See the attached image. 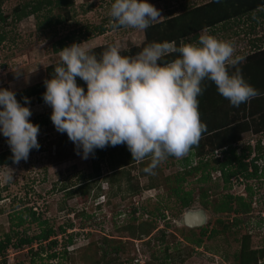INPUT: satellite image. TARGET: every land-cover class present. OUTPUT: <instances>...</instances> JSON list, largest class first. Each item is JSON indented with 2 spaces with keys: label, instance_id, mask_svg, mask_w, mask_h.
<instances>
[{
  "label": "rangeland",
  "instance_id": "374dc122",
  "mask_svg": "<svg viewBox=\"0 0 264 264\" xmlns=\"http://www.w3.org/2000/svg\"><path fill=\"white\" fill-rule=\"evenodd\" d=\"M40 1L43 2L42 10L37 15L19 19L25 5L34 0H0V14L6 19H0V88L18 94L45 81L48 68L60 62L57 48L61 47L59 42L62 40L69 46L85 42L92 51L102 49L101 52L118 43L121 55L126 56L138 51L147 39L146 30L113 28L109 12L114 0H68L70 4L61 7L56 5L58 0H52L51 4L47 0ZM209 1L148 0L161 10L162 17L153 25L165 21V31L171 37L175 36L168 20ZM58 20L61 23L55 22ZM238 20L232 18L225 30L220 24L207 29L208 33L218 39L233 41L236 49L245 48L255 57L256 49L248 48L243 33H235L240 23L233 21ZM258 30L264 31V26ZM198 39L181 37L173 41L178 47L181 40L197 43ZM263 44H260L262 50ZM256 55L261 57L262 53ZM260 64L264 68V62ZM262 89L264 93V85ZM31 100L28 107L33 114L29 119L40 127V148L32 149L27 161L0 165V238L9 233L13 236V232H26L31 238L39 235L43 227H52L56 237L51 240H57V244L52 247L50 241H39L22 249L11 247L7 264H97L91 256L101 260L105 251L111 252L108 258L113 259V264H240L238 256L245 231L252 235L253 249L264 247V223L261 222L264 219L261 215L264 212V163H261L264 158L258 165L263 173L250 179L251 191L240 186L236 179L227 186L218 172L202 181V172L190 171L199 162L192 150L182 159L169 157L161 162L154 170L155 174L144 171L151 162L150 158L136 161L132 155L127 157L131 152L126 144L117 145L116 152L106 148L101 160L93 153L84 159L82 149L78 155L76 145L69 140L67 133L56 130L50 118L52 108L46 103H38L35 98ZM229 105L228 100L221 103V106ZM221 133L214 139L221 141L226 136ZM259 140L264 144V130L245 132L242 139L234 143L237 155L242 154L247 146L252 148L253 154L244 160L248 167L249 162H254L253 144ZM4 152L12 153L7 138L0 132V154ZM111 152H114L113 158ZM227 154L215 152L214 158L224 162ZM185 158L189 159L190 167L183 166ZM211 158L212 155L205 156L206 161ZM7 167L14 172L11 181L4 180ZM98 169L101 175L90 179ZM182 177L183 181L180 180ZM176 185L191 194L195 200L192 207L181 210L178 198L172 193ZM78 189L85 194L74 193ZM203 191L209 195L208 206L202 198ZM242 193L246 194L245 201L252 204L253 213L250 211L239 216L243 231L231 226L225 231L223 227L231 223L230 216L217 213L213 208L226 195L243 196ZM29 208L46 222L45 225L33 223L27 212L25 225L16 228L13 217ZM190 209L205 213L207 221L203 226L190 228L181 224ZM134 210L137 221H133ZM145 211L149 215H144ZM151 221L154 224L148 227L146 223ZM130 224L133 229H128ZM62 228H66V233L61 232ZM203 228L207 232L199 246L192 240L201 237ZM145 229L149 233H144ZM71 235L72 245L68 247V254H64ZM16 240L15 237V244ZM118 248L119 252L116 251ZM54 252L57 257L50 258ZM257 264H264V260Z\"/></svg>",
  "mask_w": 264,
  "mask_h": 264
},
{
  "label": "clouds",
  "instance_id": "9594fccd",
  "mask_svg": "<svg viewBox=\"0 0 264 264\" xmlns=\"http://www.w3.org/2000/svg\"><path fill=\"white\" fill-rule=\"evenodd\" d=\"M109 16L113 28L141 31L162 17L148 0H114ZM253 19H258L255 13ZM174 53L179 54L174 60L164 59ZM235 53L233 41L218 39L206 28L197 43L181 40L177 47L175 41L153 42L134 57L121 55L118 43L109 45L99 58L85 42L73 43L59 50L60 62L52 78L44 81L43 100L52 108L56 130L67 133L84 159L98 148L126 144L133 160L150 158L144 171L155 174L169 157H186L207 130L198 100L205 80L234 107L261 95L239 67L245 57ZM77 77L86 83V92ZM24 101L30 103L28 97ZM32 114L14 91L0 88V132L15 164L40 148V127L30 121ZM13 178L7 167L4 180Z\"/></svg>",
  "mask_w": 264,
  "mask_h": 264
},
{
  "label": "trees",
  "instance_id": "16d2710c",
  "mask_svg": "<svg viewBox=\"0 0 264 264\" xmlns=\"http://www.w3.org/2000/svg\"><path fill=\"white\" fill-rule=\"evenodd\" d=\"M48 4L52 3V0H47ZM63 3V4H62ZM69 5L68 0H58L57 6L61 7L62 5ZM43 2L40 0H34V2L28 3L25 5L23 10L20 12L19 19L23 17H29L31 15H37L42 10ZM264 8V0H210L208 3L204 5H200L198 7L185 10L181 15L175 16L172 19L168 20L170 24V28L173 29V35L175 37L169 36L170 34L165 31L166 25L165 21L152 25L146 29V41L139 47L138 51H134L132 53H128L126 56L134 57L136 53L142 51L144 47L153 43V42H172L173 39L179 40L181 37L184 38H193L198 39L201 30L209 29L213 27H217L220 24H223L222 30L228 24L232 18H242L254 11ZM0 19L5 21V17L0 14ZM51 21V20H50ZM49 21V22H50ZM57 23H61L60 20L55 21ZM52 23V22H50ZM256 28V27H255ZM157 34L160 35L157 37ZM1 41V39H0ZM61 47L57 48V51L63 49L70 44H66L65 40L59 42ZM187 43V42H185ZM179 47V44H178ZM255 57H252L251 54L246 55L243 63L240 64V69L242 70L243 76L245 80L254 86L261 95H264L263 85H264V68L260 67V63L264 62L263 55L264 49L262 50V46L259 44H255ZM107 48V47H106ZM104 48V49H106ZM102 49H96L92 52L100 57ZM262 53V56L256 55V53ZM178 53L169 54L164 59L167 61L174 60L178 57ZM125 56V55H123ZM258 62V63H257ZM53 66L48 68V77L46 79H51L54 73ZM230 72L234 71V69H229ZM77 84L87 91L86 83L77 77ZM204 87V92L202 95L198 97L199 100V112L200 118L203 123L207 125V130L202 134V138L199 142L198 146H194L192 151L195 153V156L199 158V162L197 166L192 168L190 171L199 173L202 172V181H207L213 172H219L220 177L227 186L231 184V180L233 178H245L246 180H250L254 176L256 177L260 172V168L258 166V161L264 157V151L261 147V140L258 141L256 145L257 154L255 156V164L254 172H249L248 165L244 162L245 157L252 154L253 150L250 146L245 147L242 150V154L237 155V148H235L234 143L236 144L238 141L242 139V135L245 132L252 131L254 133H258L264 130V96H258L250 100L247 103H242L239 107H234L231 104L229 107L221 106L222 101H226L224 97H222L215 87V84L209 80H205L202 84ZM46 91V86L44 81L35 86L29 87L26 90L19 92L16 94L17 100L24 106H28L30 103L25 104L24 97H28L29 101H32V98L38 100V103H45L43 100V94ZM248 107H252L253 109H249ZM226 133V136L222 138V140L214 139L216 134L220 135ZM231 139H230V138ZM106 148L111 149V151L116 152L117 146H107ZM106 148L104 149H96L94 151L95 157H98L99 160L103 159L106 153ZM108 150V149H107ZM221 151L222 153L227 154L226 160L223 162L220 158H214L215 152ZM114 152H111V158L114 157ZM212 155L213 158L206 161L205 156ZM230 155V156H228ZM108 156V155H107ZM12 153L4 152L0 154V165H9L13 161L11 159ZM127 157H131V154L128 153ZM123 163V162H121ZM214 163V165H212ZM189 159L185 158L183 166L189 167ZM116 170V169H113ZM262 171V170H261ZM115 173V172H114ZM188 173V172H187ZM207 173V174H204ZM263 173V171H262ZM100 171L98 169L97 173L94 176H90L89 178L94 179L100 176ZM113 175V174H112ZM181 181L184 178H180ZM230 189V188H229ZM80 191L85 194L81 189L75 190ZM173 194L178 198V202H180L181 210L188 209L192 207L195 200L188 192H183L180 185H176L172 190ZM248 191H251V188H248ZM205 193V194H204ZM204 194V195H203ZM202 198L205 200V205L208 206V198L209 195L203 191ZM234 203L236 206H234ZM215 212L226 213L230 217L234 215L233 218H230L231 223L227 226L223 227V230H228L229 226L232 228H240L243 231V222L241 221L240 215H244L252 212V204L250 202H246L240 196H234L232 194L226 195L223 200L217 203V205L213 208ZM143 210V208H142ZM28 212V217L31 219L33 223H37L43 227L46 222L41 221L40 217L37 216V213L29 208L27 211L19 212L15 217H13L16 222L13 223L16 228L23 227L26 223L25 214ZM148 212L145 211L144 215H147ZM136 211L133 212V221H137L135 217ZM149 215V214H148ZM264 223V219L261 220ZM152 221L146 223L149 227L153 226ZM241 225V226H240ZM73 226V224H71ZM128 229H133V225L130 224L127 226ZM245 230V228H244ZM66 228H62L61 232L66 233ZM149 233L147 229L144 230V233ZM207 229L201 230V237L192 240L196 245H201L203 243V237L206 235ZM12 234H6L3 239L0 238V264H7L8 258L7 253L11 247L15 249H22L24 246H31L34 242H47L50 241L52 247L57 244V240H51L53 237H56V231L52 227H43L41 233L35 237L29 238L27 233L24 232L21 234L20 232H13ZM216 233V232H215ZM17 238L16 244L13 242L14 238ZM114 240V239H112ZM73 235L70 236L68 241V246L64 247V254H68V247L72 245ZM252 235L248 232H244L242 235V247L240 250V256H238L240 260V264H257L264 260V247L260 249H253L251 246ZM33 249V248H32ZM119 252V248L116 250ZM111 252L105 251L103 254V259H99L95 256H91V259H96L97 264H113V259L108 258ZM57 253L54 252L50 255V258H56ZM89 258V257H88ZM84 258V260L88 259Z\"/></svg>",
  "mask_w": 264,
  "mask_h": 264
},
{
  "label": "crops",
  "instance_id": "0c3cea01",
  "mask_svg": "<svg viewBox=\"0 0 264 264\" xmlns=\"http://www.w3.org/2000/svg\"><path fill=\"white\" fill-rule=\"evenodd\" d=\"M255 13V15L258 17V19H253V14ZM234 23L239 22L240 25L236 28L235 33L237 35H239L240 33L244 35V38L247 39V46L248 48H255V44H263L264 42V31L262 30H258L260 29V27L264 26V8L259 9L257 11H254L242 18H239L238 21H233ZM229 25V23L227 24V26ZM246 27V29H244ZM256 27V28H255ZM240 28V29H238ZM226 29V27H225ZM224 29V30H225ZM242 30V31H240ZM251 42H250V40ZM264 45V44H263ZM261 46V45H260ZM248 50H246L245 48H241V49H236V55H242V56H246L248 53Z\"/></svg>",
  "mask_w": 264,
  "mask_h": 264
},
{
  "label": "water",
  "instance_id": "95a60500",
  "mask_svg": "<svg viewBox=\"0 0 264 264\" xmlns=\"http://www.w3.org/2000/svg\"><path fill=\"white\" fill-rule=\"evenodd\" d=\"M191 216H196L198 217V219L196 221L188 220L191 218ZM206 221H207V216L202 210L190 209L185 213L183 219L181 220V224L193 228V227L203 226L206 223Z\"/></svg>",
  "mask_w": 264,
  "mask_h": 264
},
{
  "label": "built area",
  "instance_id": "2783aa9c",
  "mask_svg": "<svg viewBox=\"0 0 264 264\" xmlns=\"http://www.w3.org/2000/svg\"><path fill=\"white\" fill-rule=\"evenodd\" d=\"M252 143H253V141H252ZM258 143V142H257ZM251 145V144H250ZM256 145L257 144H253V148H254V155L256 156L257 155V149H256ZM263 143L261 142V147L264 149V147H263ZM218 152H216V154H217ZM253 154V153H252ZM264 158V157H263ZM263 158L262 159H260L259 161H262L263 160ZM253 163H251V162H249V172L250 173H252V172H254V167H253V165L255 164V157L253 158ZM259 161H258V165H259ZM260 172L262 173V171H261V169H260ZM259 172V173H260ZM219 173V172H218ZM220 174V173H219ZM218 176H220V175H218ZM233 179H236V181H237V183H240V186H245V189H247V188H250L249 186H250V180H246L245 178H243V177H241V178H233ZM232 179V180H233ZM231 180V181H232ZM244 189V190H245ZM245 193V192H244ZM240 195H243V196H245L246 194H240ZM246 197V196H245ZM252 209H254L253 207H252ZM251 213H253V211L251 212ZM262 216H263V218H264V212L261 214Z\"/></svg>",
  "mask_w": 264,
  "mask_h": 264
},
{
  "label": "bare ground",
  "instance_id": "6f19581e",
  "mask_svg": "<svg viewBox=\"0 0 264 264\" xmlns=\"http://www.w3.org/2000/svg\"><path fill=\"white\" fill-rule=\"evenodd\" d=\"M197 219H198V217H196V216H191V218L188 219V220H190V221H196Z\"/></svg>",
  "mask_w": 264,
  "mask_h": 264
}]
</instances>
